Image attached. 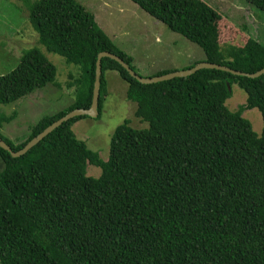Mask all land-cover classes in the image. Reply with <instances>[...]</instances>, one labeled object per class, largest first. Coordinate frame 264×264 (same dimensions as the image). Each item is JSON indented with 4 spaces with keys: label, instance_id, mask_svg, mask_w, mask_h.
I'll return each instance as SVG.
<instances>
[{
    "label": "trees",
    "instance_id": "1",
    "mask_svg": "<svg viewBox=\"0 0 264 264\" xmlns=\"http://www.w3.org/2000/svg\"><path fill=\"white\" fill-rule=\"evenodd\" d=\"M22 1L38 43L81 67L83 91L18 142L1 133L13 115H1L0 138L14 151L66 112L90 107L100 52L137 72L134 57L78 0ZM132 1L202 48L204 57L186 68L200 61L248 73L264 68V44L247 25L236 26L242 43L220 41L228 19L205 0ZM242 1L264 11V0ZM106 70L126 82L134 116L147 126L125 119L111 134L106 160L72 130L87 115L63 122L21 156L0 147V264H264V73L202 68L141 83L103 57L98 115ZM56 73L39 47L26 49L0 74V103L44 87ZM233 84L246 93L235 110L225 103ZM253 108L263 123L259 133L243 116ZM87 165L100 174L88 175Z\"/></svg>",
    "mask_w": 264,
    "mask_h": 264
},
{
    "label": "rangeland",
    "instance_id": "2",
    "mask_svg": "<svg viewBox=\"0 0 264 264\" xmlns=\"http://www.w3.org/2000/svg\"><path fill=\"white\" fill-rule=\"evenodd\" d=\"M95 17L98 26L121 49L134 57L133 65L141 76H151L164 69L182 70L193 61L204 57L202 48L183 35L170 30L132 0H78ZM227 17L221 24L220 41L242 43V28L247 25L250 35L264 44V11L242 0H205ZM27 8L22 0H0V74L12 69L22 53L37 46L56 67L53 82L26 94L10 103H0V116H12L4 122L1 133L18 142L28 134L30 127L44 115L52 114L71 104L83 91L82 69L79 65L67 63L56 53L49 52L37 41V33L27 19ZM243 29V28H242ZM106 70V93L102 100L100 114L85 117L72 125L78 139L98 151L104 160L108 158L110 137L115 128L125 119L133 127H145L134 116L135 102L126 98V82L114 72ZM108 82V83H107ZM108 84V92H107ZM231 96L226 100L229 109L235 110L244 104L246 93L237 85H231ZM243 116L250 120L253 129L259 133L263 123L260 112L247 109ZM88 175L97 177L100 169L87 165Z\"/></svg>",
    "mask_w": 264,
    "mask_h": 264
},
{
    "label": "water",
    "instance_id": "3",
    "mask_svg": "<svg viewBox=\"0 0 264 264\" xmlns=\"http://www.w3.org/2000/svg\"><path fill=\"white\" fill-rule=\"evenodd\" d=\"M103 57L111 58L115 61H117L122 67H124L127 72L134 77L136 80H138L141 83H154L158 81H163L167 79H172L174 77H184L188 76L194 72H196L199 69L202 68H208V69H218L223 70L226 72H229L234 75H241V76H247V77H257L260 74L264 73V68L248 73L243 72L240 70H236L233 68H230L225 65H220L216 63L206 62V61H200L197 62L193 67L182 69V70H174L169 71L165 74L161 75H155V76H141L137 72H135L121 57L118 55L108 52V51H102L97 55L96 63H95V77L93 82V90H92V100L89 108H74L68 112H66L63 116L58 118L57 120L53 121L51 124L46 126L41 132H39L37 135H35L33 138H31L21 149L14 151L2 138H0V147L4 150H7L11 156L18 157L23 155L25 152H27L32 146H34L36 143H38L44 136H46L48 133H50L53 129L60 126L63 122L69 120L70 118L81 116V115H87L89 117H96L99 113L98 111V100H99V93H100V77H101V59Z\"/></svg>",
    "mask_w": 264,
    "mask_h": 264
},
{
    "label": "crops",
    "instance_id": "4",
    "mask_svg": "<svg viewBox=\"0 0 264 264\" xmlns=\"http://www.w3.org/2000/svg\"><path fill=\"white\" fill-rule=\"evenodd\" d=\"M112 72H114V71H112V70H110L108 73L109 74H112ZM115 73V72H114ZM116 74V73H115ZM117 75V74H116ZM108 83V82H107ZM107 92H108V84H107ZM108 94H109V92H108Z\"/></svg>",
    "mask_w": 264,
    "mask_h": 264
}]
</instances>
